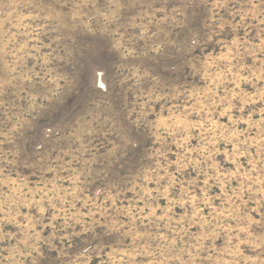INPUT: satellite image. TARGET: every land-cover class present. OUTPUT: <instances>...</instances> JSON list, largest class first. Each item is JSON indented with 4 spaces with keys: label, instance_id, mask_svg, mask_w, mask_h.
Listing matches in <instances>:
<instances>
[{
    "label": "rangeland",
    "instance_id": "obj_1",
    "mask_svg": "<svg viewBox=\"0 0 264 264\" xmlns=\"http://www.w3.org/2000/svg\"><path fill=\"white\" fill-rule=\"evenodd\" d=\"M0 264H264V0H0Z\"/></svg>",
    "mask_w": 264,
    "mask_h": 264
}]
</instances>
